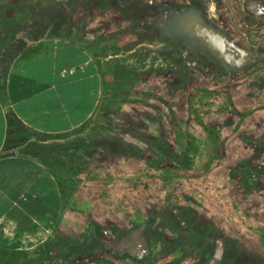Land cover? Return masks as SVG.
<instances>
[{"label": "rangeland", "instance_id": "374dc122", "mask_svg": "<svg viewBox=\"0 0 264 264\" xmlns=\"http://www.w3.org/2000/svg\"><path fill=\"white\" fill-rule=\"evenodd\" d=\"M0 28L1 67L65 39L68 77L84 47L101 84L94 126L49 145L59 198L21 202L50 221L2 264H264V0H0Z\"/></svg>", "mask_w": 264, "mask_h": 264}, {"label": "crops", "instance_id": "0c3cea01", "mask_svg": "<svg viewBox=\"0 0 264 264\" xmlns=\"http://www.w3.org/2000/svg\"><path fill=\"white\" fill-rule=\"evenodd\" d=\"M3 32L0 28V37ZM63 44L71 43L47 37L23 39L13 48L14 57L0 66V252H10L9 246L16 244L12 240L22 243L19 235L23 238L39 223L50 221L48 213L44 219L29 217L21 207V202L47 196L50 187L59 198L58 175L64 172H60L64 163L59 159L64 154L49 145H60L67 136L75 138L78 131L96 122L101 84L97 69H87L92 65L90 51L81 46L78 53L84 62L79 66L85 68L84 73L79 78L72 65V79L59 65ZM92 79L96 80L92 88L80 87ZM7 241H11L9 246H5Z\"/></svg>", "mask_w": 264, "mask_h": 264}, {"label": "trees", "instance_id": "16d2710c", "mask_svg": "<svg viewBox=\"0 0 264 264\" xmlns=\"http://www.w3.org/2000/svg\"><path fill=\"white\" fill-rule=\"evenodd\" d=\"M2 252H3L4 256H8V252H6V251H2ZM6 264H14V261L7 260Z\"/></svg>", "mask_w": 264, "mask_h": 264}]
</instances>
